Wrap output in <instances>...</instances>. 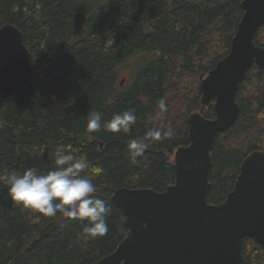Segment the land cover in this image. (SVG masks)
Instances as JSON below:
<instances>
[{
    "label": "trees",
    "instance_id": "16d2710c",
    "mask_svg": "<svg viewBox=\"0 0 264 264\" xmlns=\"http://www.w3.org/2000/svg\"><path fill=\"white\" fill-rule=\"evenodd\" d=\"M242 0H0V26L23 34L32 77L0 106V264H92L112 253L127 229L109 203L118 187L162 192L174 181L173 153L188 144L187 116L213 118L200 104L199 84L229 50ZM264 46V24L254 36ZM131 76L120 84L121 70ZM163 98L167 111L161 113ZM240 112L217 135L207 201L220 204L233 188L242 159L264 150V70L252 65L239 84ZM126 109L137 120L129 133L90 132L87 113L103 120ZM174 134L150 141L133 162L130 140L150 129ZM64 147L86 157V174L110 208L106 235L90 238L86 221L47 217L14 204L6 176L32 167L46 173ZM243 264H264V249L243 238Z\"/></svg>",
    "mask_w": 264,
    "mask_h": 264
},
{
    "label": "water",
    "instance_id": "95a60500",
    "mask_svg": "<svg viewBox=\"0 0 264 264\" xmlns=\"http://www.w3.org/2000/svg\"><path fill=\"white\" fill-rule=\"evenodd\" d=\"M242 16L228 53L199 84V111L187 116L188 144L173 153L174 181L162 192L118 187L109 203L127 229L115 250L92 264H243V238L264 249V150L248 153L220 204L207 201L217 135L237 120L239 84L252 66L264 70V46L254 43L264 24V0H242ZM32 77L30 52L16 26H0V106ZM122 78L120 84L123 83ZM147 227L141 229L140 225Z\"/></svg>",
    "mask_w": 264,
    "mask_h": 264
},
{
    "label": "clouds",
    "instance_id": "9594fccd",
    "mask_svg": "<svg viewBox=\"0 0 264 264\" xmlns=\"http://www.w3.org/2000/svg\"><path fill=\"white\" fill-rule=\"evenodd\" d=\"M161 113L167 111L166 101L158 102ZM134 110L126 109L112 115L104 121L102 113L90 110L87 113L86 128L90 132L102 128L111 132L129 133L136 123ZM173 129L167 131L150 129L143 137L130 140L129 151L133 162L142 155L150 141L171 137ZM89 162L86 157L77 158L64 147H57L54 152L53 167L46 173L28 167L22 171H11L5 179L6 195L14 204L26 209H34L47 217H55L59 212L66 218L86 221L82 231L90 238L104 236L109 231L107 217L110 208L106 201L95 194L98 189L92 178L86 174ZM141 224L140 228H146Z\"/></svg>",
    "mask_w": 264,
    "mask_h": 264
},
{
    "label": "rangeland",
    "instance_id": "374dc122",
    "mask_svg": "<svg viewBox=\"0 0 264 264\" xmlns=\"http://www.w3.org/2000/svg\"><path fill=\"white\" fill-rule=\"evenodd\" d=\"M81 1H86V2H92L95 3L100 0H81ZM132 70L129 67L123 68L121 70V74L119 76V79L123 76L124 80L123 83L125 82L126 79H128L131 76Z\"/></svg>",
    "mask_w": 264,
    "mask_h": 264
}]
</instances>
